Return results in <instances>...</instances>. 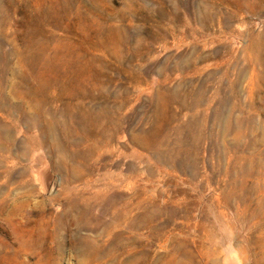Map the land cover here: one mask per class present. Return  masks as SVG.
I'll list each match as a JSON object with an SVG mask.
<instances>
[{
	"label": "rangeland",
	"instance_id": "rangeland-1",
	"mask_svg": "<svg viewBox=\"0 0 264 264\" xmlns=\"http://www.w3.org/2000/svg\"><path fill=\"white\" fill-rule=\"evenodd\" d=\"M239 261L264 264V0H0V264Z\"/></svg>",
	"mask_w": 264,
	"mask_h": 264
},
{
	"label": "bare ground",
	"instance_id": "bare-ground-1",
	"mask_svg": "<svg viewBox=\"0 0 264 264\" xmlns=\"http://www.w3.org/2000/svg\"><path fill=\"white\" fill-rule=\"evenodd\" d=\"M48 176V175H47ZM46 178V177H45ZM47 179V178H46ZM48 181V180H47ZM92 181V180H91ZM84 182H86L87 184H88V182H89V179H88V177H86V179L84 180ZM261 231V230H260ZM234 239V238H233ZM232 247V246H231ZM234 251H237V250H234ZM233 252V251H232ZM239 253V252H238ZM239 256V255H238ZM237 257V255H235V258ZM234 258V259H235ZM238 259V258H237ZM237 259H235V260H237ZM237 262V261H236ZM240 262V264H242L243 263V261H239ZM242 262V263H241ZM234 263V262H233ZM238 263V262H237Z\"/></svg>",
	"mask_w": 264,
	"mask_h": 264
}]
</instances>
